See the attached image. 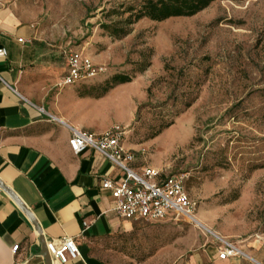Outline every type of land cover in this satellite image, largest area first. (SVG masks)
<instances>
[{"label":"rangeland","instance_id":"1","mask_svg":"<svg viewBox=\"0 0 264 264\" xmlns=\"http://www.w3.org/2000/svg\"><path fill=\"white\" fill-rule=\"evenodd\" d=\"M113 2L0 0L17 25L107 68L52 94L95 98L114 74L131 75L96 102L92 120L126 129L136 165L189 179L195 221L135 222L97 242L106 261L264 264V0H215L193 16L144 18L120 39L101 27L115 19L106 14ZM226 242L242 253L219 260Z\"/></svg>","mask_w":264,"mask_h":264},{"label":"crops","instance_id":"2","mask_svg":"<svg viewBox=\"0 0 264 264\" xmlns=\"http://www.w3.org/2000/svg\"><path fill=\"white\" fill-rule=\"evenodd\" d=\"M0 47L7 49L0 57V264H45L42 246L64 235L81 251L66 264H108L97 242L135 222L112 210L114 199L102 182L124 173L95 149L76 154L69 145L71 127L94 134L107 129L92 120L105 97L52 94L67 71L66 49L1 9ZM84 220L91 224L83 232Z\"/></svg>","mask_w":264,"mask_h":264},{"label":"built area","instance_id":"3","mask_svg":"<svg viewBox=\"0 0 264 264\" xmlns=\"http://www.w3.org/2000/svg\"><path fill=\"white\" fill-rule=\"evenodd\" d=\"M64 55L67 71L59 83L62 87L96 78L107 70L105 65L96 64L84 50L69 49L64 51ZM6 56V47H0V57ZM71 132L69 145L74 153L91 147L123 171V177H104L102 182L103 188L111 192L114 199L112 210L119 217L133 222H159L184 217L194 219L196 202L187 190V175H166L152 166L137 170L133 166L135 153L123 144L126 129L122 125L113 124L100 134L74 127H71ZM90 224L89 221H83V232ZM18 247L15 245L13 250L16 251ZM46 248L53 263L66 264L81 255L75 238L68 235L48 239ZM239 253L234 243L226 242L218 250L217 256L219 260H229Z\"/></svg>","mask_w":264,"mask_h":264},{"label":"trees","instance_id":"4","mask_svg":"<svg viewBox=\"0 0 264 264\" xmlns=\"http://www.w3.org/2000/svg\"><path fill=\"white\" fill-rule=\"evenodd\" d=\"M213 1L215 0H114L112 6L106 11V14L115 19L109 23H102L101 27L110 36L120 39L128 35L131 32L132 25L141 19L147 18L160 22L171 17L193 16L205 9ZM131 81V75L116 73L103 89V92L96 95L95 98H102L110 90ZM188 180L186 179V187L189 192Z\"/></svg>","mask_w":264,"mask_h":264},{"label":"water","instance_id":"5","mask_svg":"<svg viewBox=\"0 0 264 264\" xmlns=\"http://www.w3.org/2000/svg\"><path fill=\"white\" fill-rule=\"evenodd\" d=\"M41 254L45 259V264H54L46 248V244L42 246Z\"/></svg>","mask_w":264,"mask_h":264},{"label":"bare ground","instance_id":"6","mask_svg":"<svg viewBox=\"0 0 264 264\" xmlns=\"http://www.w3.org/2000/svg\"><path fill=\"white\" fill-rule=\"evenodd\" d=\"M195 221V218L193 219ZM198 222V220H196ZM240 253H242V250L239 248ZM54 264H59L57 261H54Z\"/></svg>","mask_w":264,"mask_h":264}]
</instances>
